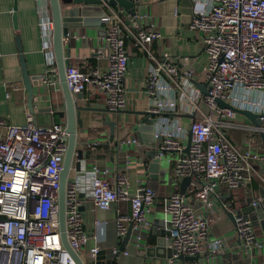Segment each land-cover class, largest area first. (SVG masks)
<instances>
[{
	"label": "built area",
	"instance_id": "1",
	"mask_svg": "<svg viewBox=\"0 0 264 264\" xmlns=\"http://www.w3.org/2000/svg\"><path fill=\"white\" fill-rule=\"evenodd\" d=\"M135 15L129 14L130 24L114 9L101 17L107 64L88 71L70 64L65 67L67 86L75 95L92 85L104 95L108 110L120 111L126 101L125 38L152 59L144 86L149 98L147 114L153 118L154 144L159 156L165 152L176 154L172 167L175 181L191 177L186 192L173 191L164 200L163 210L170 223L167 245L173 250V257L198 255L187 264H206L199 259L201 254L217 252L221 243L219 238H207L216 186H243L256 173L253 161L264 166V154L236 146L224 131L233 125L230 120L237 110L264 112V0H205V6L194 11L190 28L202 33L207 56L206 65L199 72L188 64L187 56L177 62L166 54L162 59L155 58L149 44L160 33L151 25H141ZM50 24L42 32L46 37L43 50L51 48ZM41 81L58 82L52 55ZM197 84H204L205 92ZM3 122L0 118V124ZM259 128H264V123ZM67 137L63 125L39 124L27 112L23 125H8L5 136L0 138V264H76L62 244L58 225L59 175ZM98 172L96 166L85 169L80 165L65 184L67 240L84 264L87 263L81 250L88 237L83 228L80 194L91 198L100 210H107L118 200L129 201L130 213L115 217L119 240L128 229L126 223L134 227L140 222L147 224L145 216L156 195L145 185L131 192L123 172L116 173L112 180ZM258 175L264 183V176ZM194 199L202 202L203 213L193 206ZM222 207L226 209L225 204ZM233 217L244 248H263L264 243L256 239L252 218L240 212ZM98 250V246L89 249L95 259L93 264H97Z\"/></svg>",
	"mask_w": 264,
	"mask_h": 264
},
{
	"label": "crops",
	"instance_id": "2",
	"mask_svg": "<svg viewBox=\"0 0 264 264\" xmlns=\"http://www.w3.org/2000/svg\"><path fill=\"white\" fill-rule=\"evenodd\" d=\"M132 1L136 9L135 16L141 25H151L160 33L149 44L155 58L162 59L166 54L173 62H177L180 57L187 56L188 64L196 72L206 65L202 33L190 28L194 11L205 6V0ZM105 9L107 12L114 9L120 12L126 23L132 22L130 13L119 5ZM85 20V25L71 29L69 37L64 39V46L70 52V64L79 66L82 71L104 68L107 64L105 28L103 23L94 25L89 17ZM50 21L48 1L44 4L40 0H0V118L4 119L3 124H0V138L5 136L8 125H23L27 112L32 113L39 124L56 122L65 127V116L60 114L65 110V100L59 77L55 84L41 81L47 59L49 55L53 57L51 46L43 50L46 37L42 32L48 30ZM49 40L51 43V35ZM125 46L128 51V71L123 80L125 107L120 111L108 110L104 95L92 85L82 92V98L77 101L88 108L81 113L87 133L83 157L78 159L75 155L71 168L74 174L71 177L75 176L80 165L85 169L96 166L100 176L109 180L118 172L125 173L131 192L145 185L151 187L156 195L145 216L147 224L140 222L134 227L132 223H126L127 228L132 225L131 239L123 251L111 257L106 250L114 249L119 240L115 217L118 214H129L130 203L118 200L107 210H100L91 198L82 194V222L88 240L81 250V256L87 264H93L95 259L89 249L98 246L104 252L102 258L96 261L97 264H169L165 253L170 247L165 243L163 249H157L156 240L161 228L165 230V239L170 228L168 215L163 210L164 200L169 193L179 191L180 180L175 181L172 177L176 154L165 152L166 155L164 153L161 156L164 161L160 168L149 171L136 152L129 149L132 143L127 140L135 138L136 126L147 116L149 98L144 83L152 59L135 46L130 38H125ZM20 55L24 56L30 76L40 75V79H31V82L36 83L33 85L31 109L27 104V91L22 81ZM106 121L115 122V139L120 142L117 147L116 144L110 147L99 145V141L94 139L92 133L96 128L102 129L103 140L108 138L109 127ZM230 121L233 125L225 127L224 131L236 146L264 154V128L255 126L239 112ZM146 161L151 162L150 159ZM252 163L256 173L251 174L249 183L232 189L223 184L216 186L215 194L212 195L214 211L209 221L207 238H219L221 243L217 252L201 254L199 259L206 264H264V247L244 248L236 234L234 219L227 213L231 211L234 215L240 212L246 207L248 197L257 200L262 198L264 183L258 174L264 176V166L258 161ZM191 202L198 212L203 213L201 201L194 199ZM222 204L226 205V209H223ZM246 214L254 221L253 214ZM254 231L256 239L264 243V228L254 224Z\"/></svg>",
	"mask_w": 264,
	"mask_h": 264
},
{
	"label": "water",
	"instance_id": "3",
	"mask_svg": "<svg viewBox=\"0 0 264 264\" xmlns=\"http://www.w3.org/2000/svg\"><path fill=\"white\" fill-rule=\"evenodd\" d=\"M48 7L51 16L52 29H51V49L54 57V61L58 71L59 82L63 91V96L65 100V110L60 113L65 116V129L68 133L66 150L63 156L62 167L59 175V187H58V225H59V233L62 244L64 248L70 253L74 262L76 264H84L83 260L80 256L70 247L67 235H66V225H65V208H64V199H65V184L69 176V172L72 168V162L74 160L75 155L78 159H82L84 143L87 133L83 120L81 117V113L83 110L88 109L87 107L79 104L78 99L82 98V92L76 93L73 95L68 89L66 77H65V67L70 65L69 61V48L65 47L64 39L68 38L70 35L71 29L78 28L81 25H85V18L89 17L92 20L94 25H100L102 23L101 17L104 16L107 11L105 8L114 7L119 5L123 7L130 14H135L136 9L134 7V3L132 0H47ZM83 16V18H82ZM19 49L20 45H19ZM20 63H21V73H22V81L25 85L27 91V104L31 109L32 106V93H33V85L36 83L31 79L34 77L40 79V75L36 74L35 76H30L27 66L25 64L24 56L20 55ZM199 89L202 92H205L204 84H197ZM237 112L244 114L247 118L250 119L254 123L255 126L260 127L263 123L261 117H264V113L259 114L252 112L250 110H237ZM109 127V135L108 138L103 140L102 129L96 128L94 133V139L99 141V145L110 147L111 144L116 147L120 142L115 139V122L114 121H106L105 122ZM145 124H148L145 125ZM153 130V118H151L148 114L145 118L141 119V121L136 126L134 137L137 142L131 144L129 147L130 150L135 151L136 154L141 158L144 166L147 167L149 171H155L160 168L163 159L158 155L156 146H155V138L152 134ZM86 132V133H85ZM146 132V133H145ZM189 138L187 141V146L185 151L188 149ZM124 148V147H123ZM146 159H150L151 162L147 163ZM191 182L190 176H185L180 180L179 191L184 193L189 188V184ZM80 197L82 194L79 195ZM260 200H253V197H248L246 199V207H244L240 213H251L253 214V224L261 226L264 228V191L262 190ZM254 201V202H253ZM82 210V208L80 207ZM228 216L233 217V213L228 211ZM253 220V219H252ZM132 234V225H129L125 235L121 240L118 241V245L116 249L108 248L106 251L114 257L119 252L123 251L125 245L130 241ZM159 238L156 240V248H162L165 243H167L165 239V230L164 228L160 229ZM169 248V247H168ZM104 250H98L96 253V260L102 258L101 254ZM165 257L169 260V264H185L189 260H194L198 258V255L189 256L179 254L176 257H173V250L171 248L167 249L165 253Z\"/></svg>",
	"mask_w": 264,
	"mask_h": 264
},
{
	"label": "rangeland",
	"instance_id": "4",
	"mask_svg": "<svg viewBox=\"0 0 264 264\" xmlns=\"http://www.w3.org/2000/svg\"><path fill=\"white\" fill-rule=\"evenodd\" d=\"M166 153H169V152H166ZM166 153L164 155H166ZM171 153V152H170ZM174 155V154H173ZM175 157V156H174ZM164 161V160H163ZM74 174V171L71 169L70 172H69V178H73L71 176H73Z\"/></svg>",
	"mask_w": 264,
	"mask_h": 264
}]
</instances>
